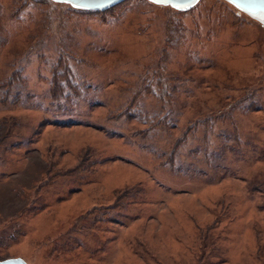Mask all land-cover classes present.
Listing matches in <instances>:
<instances>
[{
  "label": "rangeland",
  "instance_id": "374dc122",
  "mask_svg": "<svg viewBox=\"0 0 264 264\" xmlns=\"http://www.w3.org/2000/svg\"><path fill=\"white\" fill-rule=\"evenodd\" d=\"M264 264V25L226 0H0V260Z\"/></svg>",
  "mask_w": 264,
  "mask_h": 264
},
{
  "label": "water",
  "instance_id": "95a60500",
  "mask_svg": "<svg viewBox=\"0 0 264 264\" xmlns=\"http://www.w3.org/2000/svg\"><path fill=\"white\" fill-rule=\"evenodd\" d=\"M59 3H67L72 7L84 10H95V11H105L111 7L125 0H110V2L105 3L103 7H97V0H52ZM156 4L169 5L180 11H187L193 8L200 0H170L167 3L158 2V0H150ZM235 6L238 10L246 13L254 20L260 22L264 25V0H226ZM177 4L185 5L184 7H176ZM0 264H28L24 259L18 258H8L0 260Z\"/></svg>",
  "mask_w": 264,
  "mask_h": 264
},
{
  "label": "snow or ice",
  "instance_id": "6c2138e0",
  "mask_svg": "<svg viewBox=\"0 0 264 264\" xmlns=\"http://www.w3.org/2000/svg\"><path fill=\"white\" fill-rule=\"evenodd\" d=\"M110 2V0H97V7H103L105 3ZM158 2L161 3H167L170 2V0H158ZM185 5L177 4L176 7H184Z\"/></svg>",
  "mask_w": 264,
  "mask_h": 264
}]
</instances>
